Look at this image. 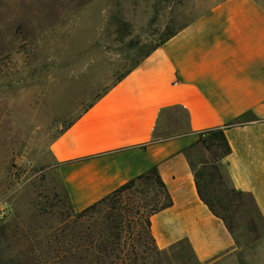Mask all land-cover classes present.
Here are the masks:
<instances>
[{"label":"rangeland","instance_id":"1","mask_svg":"<svg viewBox=\"0 0 264 264\" xmlns=\"http://www.w3.org/2000/svg\"><path fill=\"white\" fill-rule=\"evenodd\" d=\"M220 1L0 0V264H110L104 230L112 214L136 264H199L186 242L158 251L150 240L144 214L165 198L149 180L78 218L50 146L145 53ZM201 159L210 154L194 162ZM222 176L224 185L216 180L206 194L237 240L233 260L264 264V250L252 249L264 237L258 212Z\"/></svg>","mask_w":264,"mask_h":264},{"label":"crops","instance_id":"2","mask_svg":"<svg viewBox=\"0 0 264 264\" xmlns=\"http://www.w3.org/2000/svg\"><path fill=\"white\" fill-rule=\"evenodd\" d=\"M246 112L256 120L228 125ZM216 127H226L230 147L222 173L264 225V7L256 0H222L176 31L50 150L74 213L155 166L172 201L149 217L156 248L186 242L199 264H235L237 240L201 201L190 163L203 155L198 133ZM252 247L264 250V237Z\"/></svg>","mask_w":264,"mask_h":264},{"label":"trees","instance_id":"3","mask_svg":"<svg viewBox=\"0 0 264 264\" xmlns=\"http://www.w3.org/2000/svg\"><path fill=\"white\" fill-rule=\"evenodd\" d=\"M174 33L170 34L166 39L161 41V43H159L157 46H155L151 51L145 53L143 55L142 59L137 61L127 72H125L124 74H122L120 76V78L118 79L117 82H119L131 70H133L154 49H156L158 46H160L162 43H164L167 39H169L171 36H173ZM108 91H106L102 94H99L96 97V99L92 103H90L76 119L71 121L60 132V134L63 131H65L67 128H69L74 123V121H76L84 112H86L89 108H91ZM253 120H256L255 116L250 112H246V113L240 115L239 117H237L232 122H230L228 125H241V124H244L246 122L253 121ZM225 129H226V127H216V128H211V129L200 131L198 133V143L200 144V146H202V148L205 151H207L210 154L211 161L208 162L205 159L204 160L201 159L197 163H195L194 160H191L190 163H191V167H192L194 177H195L197 193H198L201 201L209 208V210L215 216H217L223 220L227 229L229 230V232H231L230 226L227 225L223 216H221L215 212L214 207H213L211 201L208 199L207 194H206V189H207L208 185L214 183L216 180H217L218 185H220V186L224 185L223 176L221 173L222 166H221L220 162L226 155H228L230 153V147H229V144H228V142L225 138V134H224ZM203 178H205L204 182H203ZM142 179H146V180L151 181V183L156 186L157 190L159 192H162V194L165 198L164 201L158 203V205L155 207H151L150 204L148 206L146 205V206L142 207L143 209H146V207H151V208H148L149 211L146 214H144V223L147 226L149 238L154 244V240L150 234L149 217H150V215L156 213L157 211L165 209L172 204V201L168 198V195L164 191V185H163V182L161 181V178L157 172V168L155 166L150 168L147 172L139 175L135 180H131V181L123 184L121 187H119L117 190H115L111 195L120 193L126 189H130L134 185L135 181L142 180ZM231 190H232L231 193H236V195L247 196L248 198H250L251 202L253 203L252 198L248 194L242 193L240 191H236L232 187H231ZM111 195H109V196H111ZM109 196H107V197H109ZM106 198L100 200L99 202L105 200ZM118 199L120 200V198H118ZM95 204H97V203H95ZM95 204H93L92 206H90V207H88V208H86L80 212H77L76 216L78 218H80L88 210L93 208ZM253 205H254V203H253ZM255 209H256V207H255ZM138 214H139V212H136V215H138ZM113 215L114 214H112V216L109 217V219H108L109 224L105 227V230H104V232H106L107 251L109 252V255H112V257H113V259L110 261V264H136L137 263L136 260H137L138 256L135 255L136 251L134 250L132 244L130 246L131 247L130 253L132 255V258H129L128 254L126 253L127 246L123 242V240H124V238H123V228H124L123 220H119L118 217H115ZM258 215H259V213H258ZM259 217H260V215H259ZM127 228H128V225H127ZM231 234H233V233L231 232ZM154 246H155V244H154ZM155 248H156V246H155ZM156 250H158V249L156 248Z\"/></svg>","mask_w":264,"mask_h":264}]
</instances>
